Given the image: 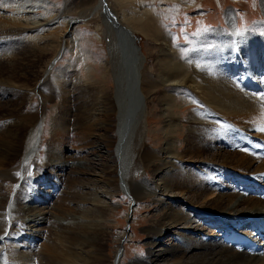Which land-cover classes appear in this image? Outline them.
<instances>
[{
	"label": "bare ground",
	"instance_id": "6f19581e",
	"mask_svg": "<svg viewBox=\"0 0 264 264\" xmlns=\"http://www.w3.org/2000/svg\"><path fill=\"white\" fill-rule=\"evenodd\" d=\"M136 2L139 3L136 12L123 11L120 17L112 6L111 11L110 3L105 4L103 0L88 10V15L101 12L105 18L104 34L112 55H109L112 61L108 64L115 83L113 92L106 91L102 110L99 109L101 115L94 118V122L102 123L106 134L109 114L114 113L116 135L111 158L104 162L101 170L94 171L89 178H76L88 188L65 193V196L73 194L75 198L97 203L93 209H85L78 217L70 218L67 224L53 219L60 213L68 216L65 209L56 207L58 200L57 197L53 199V195L59 193L54 185L59 187L69 178L74 166L68 175V164L58 165L53 150L48 151L47 161L35 165L33 171L28 166L36 161L40 151L46 102L55 94L62 99L61 104L71 110L72 94L68 92L72 93V90L68 89L67 80L70 66L59 74L55 92L46 90L51 81L44 77L39 86L43 94L30 89L18 90L22 87L16 89L17 85L21 86L18 78L7 76L0 67L1 99H8L14 91L15 105L31 103L36 94L40 98L46 97L41 107L18 117L12 114V120L0 117V264H121L124 249H120L111 261L104 248L107 235L104 215L113 207L108 197L115 194V189L110 188H128L134 201L153 196L159 204L157 211L161 217L148 228V256L134 264H264V244L256 234L259 217L264 214V199L256 195L258 190L264 189V154L248 149L264 150V36L239 35L236 14L230 11L227 13L229 30L221 28L209 34L202 42L205 46L185 58L172 38L162 41L161 72L149 74L153 85L160 86L161 79L167 88L161 95L165 143L161 149H155L146 143L148 106L142 89L146 70L144 59L135 54L138 65L134 60L132 75L124 79L126 65L121 55L126 52H119L116 44L118 34L124 32L125 22L132 27H146L158 20L156 5L144 8L140 0ZM26 4L35 8L45 6L46 0H0V38L6 39L13 32L17 36L24 33L23 9ZM262 4L264 7V0ZM9 7H15L21 13L3 17ZM7 18L12 20L7 21ZM72 20L71 25L75 21ZM41 25L36 23L34 26L39 30ZM7 26L18 27L4 36ZM131 26L124 27L133 33ZM2 49L7 50L4 45L0 47ZM12 54L19 53L14 51ZM4 61L11 64L10 67L15 65L8 59ZM93 84L90 82L89 85ZM179 86L190 89L194 102L206 107L203 112L200 109L191 112L183 148L179 147V133L183 129L179 128L178 96L174 93ZM126 90L127 97L124 95ZM104 93L105 90L101 96H105ZM10 107L0 102V111L10 110ZM52 121L56 133L49 145L60 140L56 138L58 134L65 138L70 125L67 116L62 124L58 122L59 116L53 117ZM104 141L108 144L105 137ZM65 145L64 142L61 144ZM126 150L127 160L123 157ZM90 165H94V161ZM148 169H151L153 180L144 175ZM10 183L16 186L14 193L7 190ZM40 185L46 190H39ZM64 202L70 203L68 198ZM28 215L33 216L31 220L26 217ZM232 232L246 233L257 239L262 252L250 255L227 246L221 240L222 235Z\"/></svg>",
	"mask_w": 264,
	"mask_h": 264
},
{
	"label": "rangeland",
	"instance_id": "374dc122",
	"mask_svg": "<svg viewBox=\"0 0 264 264\" xmlns=\"http://www.w3.org/2000/svg\"><path fill=\"white\" fill-rule=\"evenodd\" d=\"M140 1L144 8H151L156 5L158 20L154 23L153 21L150 22L146 27L141 25L132 27L126 22L124 26H131L133 33L138 36L137 45L140 47L141 56L146 67L142 86L148 106L146 143L152 148L161 149L164 146L166 136L161 95L167 88H165L164 81L161 79L160 86H157L158 84L153 85L150 75L152 72L157 74L161 72L162 65L159 60L162 58V41L164 39L168 41L172 38L176 47L181 49V55L185 58L190 52L204 47L205 45L202 46V42L207 39L209 34L221 28L229 30L227 13L230 11L236 14L239 35L255 33L264 36V7L262 0ZM98 2L99 0H46L45 6L39 5L35 8H30L26 4L23 9L24 23L26 24L24 25V28H26L24 33L17 36L13 32L7 36L10 30L18 27L7 26L4 33V36H7L6 39H3L4 37L0 38V47L4 45L7 49L5 51L3 49L0 50V67H2L7 76L14 75L18 79L19 77L21 78L20 80L17 79L18 82L20 81L21 86L17 85L16 89L22 87L18 90L24 92L30 89L31 91L42 93L39 86L45 77V80L50 78L51 81V85H48L46 90L55 92L54 87L58 84L59 74L70 66L69 71H67L69 73L67 80L69 82L68 89L72 90V93L71 91L68 92L70 95L72 94V98L69 100L71 110L68 111L67 105L61 104L62 99L55 94L46 102L44 111L46 112V122L44 134L41 138L40 151L36 155V161L31 163L34 166L45 163L48 151L53 150V156L58 165L68 164V175L71 174L74 166L71 176H68L69 178L63 180L59 187L54 185L56 192L59 193L53 195V199L57 197L56 200H58L56 207L61 210L65 209L68 213V216L63 213L58 214L60 218L54 216L55 218L53 219L61 224H67L70 218L78 217L85 209L94 208V201H84L80 198H75L73 194L65 196V193L73 192L77 188H88L86 185L76 181V178H86V176L89 178V176H93L94 171H100L104 162L107 163L109 158H111L109 156L115 142L116 116L114 113L111 112L107 120V125H109V130L106 131L107 135L102 129L103 124L99 121L94 122V118L101 115V102L106 99L105 94L108 91L113 92L115 90L113 72L110 64H108L112 61V58H110L112 55L107 44L109 43L107 42L108 39L104 34V31H106L103 23L105 18L101 12L95 16L88 15V10ZM103 2L105 4L109 2L111 11L112 6L119 17L122 16L123 11L132 13L135 10L136 12L137 8L135 9V7L139 6L136 0H107V2L103 0ZM45 8L51 11H46ZM18 13H21L19 9L9 7L6 8L2 15L3 17H10L11 14L18 15ZM152 17L150 14L149 18L152 19ZM68 19L69 21H67ZM6 20L11 21L12 19L7 18ZM70 20L73 21V25H71ZM52 22L55 24L51 25L53 24ZM36 23L43 24L40 27L41 29L38 28L39 30H36V26H34ZM50 25L53 26L51 30H49ZM159 29L161 30L160 32ZM39 32H43L41 36L38 35ZM62 36L64 39H62ZM19 38H21V41H19ZM116 44L119 52L125 51V48L119 49L118 41H116ZM14 51L19 54L13 55ZM136 58L135 56L134 60ZM5 59L14 62L15 65L10 67L11 64L7 65L4 61ZM5 64L8 68L5 67ZM137 65L138 59L136 60ZM51 66V70L48 71ZM90 82L95 84L89 85ZM101 90H105V96H101V92H103ZM189 90L184 86H179L174 92L178 96V108L176 110L179 112L177 114L178 118L179 116L181 118L179 128L180 130L183 129L179 133L180 148L185 146L184 137L187 135L185 133H187L191 112L195 109H200L202 112L206 110L204 109L206 108L205 106L194 102ZM11 93L12 95H9L8 99L0 98V102L11 105L10 110L0 111V117H6V120H12L11 117H14L12 114L18 117L19 114H25L35 107H41L44 99L46 100L45 96L40 98L36 94L33 96L31 103L28 101L21 105H15L14 95L16 91ZM64 114L70 119V125L66 131L67 136L62 138L58 134L56 138L60 140L53 143V145H49L51 143L49 140L52 138L53 133H56L52 126V118L59 116L58 122L62 124L66 118ZM91 114H94V116ZM58 131L61 133V130ZM104 137L107 139L108 144L105 143ZM63 142L66 143L65 146H61ZM123 157L125 160L128 159V150L125 151ZM91 161H94V165H90ZM83 165L85 168H82ZM8 167L11 168V164ZM144 175L146 178L153 180L151 169H148ZM35 182L37 183V181L33 183ZM15 188L16 186L10 183L7 190L14 193ZM57 188L60 189L57 190ZM38 189L44 191L46 187L40 185ZM110 189H115V194L112 197H108L113 207L104 215L107 219V221L105 219V231L107 232L104 243L105 253L110 256L111 261H114L118 251L124 249L121 264H134L136 260L144 259L148 256V239L150 237L148 228L152 226L155 220L161 217V214L157 211L159 204L153 196L134 201L128 188ZM71 195L73 196L71 197ZM65 198H68L70 203L66 204L64 202ZM106 200L107 198L105 197L104 201ZM71 203H74V205L68 206ZM100 205L103 204L101 203ZM26 217L31 220L33 216L28 215ZM123 239L124 241L122 242Z\"/></svg>",
	"mask_w": 264,
	"mask_h": 264
},
{
	"label": "water",
	"instance_id": "95a60500",
	"mask_svg": "<svg viewBox=\"0 0 264 264\" xmlns=\"http://www.w3.org/2000/svg\"><path fill=\"white\" fill-rule=\"evenodd\" d=\"M109 14L111 15V17L115 19V22H117L116 17L114 16V13L110 11ZM122 29H124V32L123 33L120 32L118 34V43H119V49L125 48V51H126V53H124L123 56H121L123 63L126 65V71L123 73V77L124 79H126L132 75L133 65H135L134 63L138 59L137 57L134 62V57H135L134 55L139 54V57H140L141 52H140L139 45H137L138 36L135 35V33H132L130 30L126 29L124 26H122ZM121 34L124 36L123 37L124 39L121 38ZM124 95L126 97L128 96L127 90L125 91Z\"/></svg>",
	"mask_w": 264,
	"mask_h": 264
}]
</instances>
